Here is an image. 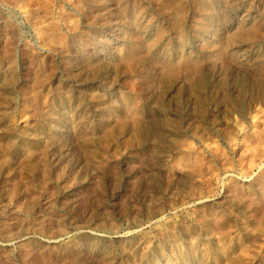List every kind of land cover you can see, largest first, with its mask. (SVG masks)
Segmentation results:
<instances>
[{"label":"rangeland","instance_id":"374dc122","mask_svg":"<svg viewBox=\"0 0 264 264\" xmlns=\"http://www.w3.org/2000/svg\"><path fill=\"white\" fill-rule=\"evenodd\" d=\"M0 264H264V0H0Z\"/></svg>","mask_w":264,"mask_h":264},{"label":"bare ground","instance_id":"6f19581e","mask_svg":"<svg viewBox=\"0 0 264 264\" xmlns=\"http://www.w3.org/2000/svg\"><path fill=\"white\" fill-rule=\"evenodd\" d=\"M92 2V1H91Z\"/></svg>","mask_w":264,"mask_h":264}]
</instances>
